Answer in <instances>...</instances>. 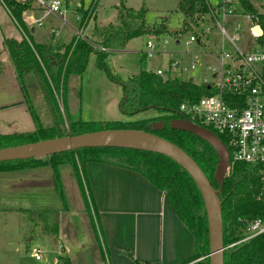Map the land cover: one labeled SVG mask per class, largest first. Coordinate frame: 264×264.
I'll use <instances>...</instances> for the list:
<instances>
[{"label":"trees","instance_id":"16d2710c","mask_svg":"<svg viewBox=\"0 0 264 264\" xmlns=\"http://www.w3.org/2000/svg\"><path fill=\"white\" fill-rule=\"evenodd\" d=\"M256 1L264 6V0ZM2 2L18 29L23 33L20 40L5 38L3 46L25 95L35 130L0 133V148L103 129H138L153 132L183 149L199 165L210 184L219 190L223 245L226 247L223 252V264H264V232L248 241L228 247L241 238L248 221L257 218L264 220V188L257 167L244 162H234L221 181L215 172L218 161L215 150L197 134L169 126L171 119L179 118L177 113L179 105L182 102L196 101L207 94L209 92L207 85L195 81L192 77L184 78L180 74H167L163 78L143 67L137 73L122 78L110 70L107 50H95L87 39L76 35L68 43L62 44L63 51H59L60 49L54 51L45 43L35 41L23 20V13L31 6L32 0H2ZM238 2L241 8L255 11L252 0H238ZM211 7L209 0H178L176 11L182 18L178 34L190 30L191 25L201 22L203 16L210 13ZM145 15L146 9L143 6L133 9L125 5V0H119L114 22L94 25L91 34L103 48L118 50L124 48L131 38L146 34L158 36L169 32L170 21L166 16L149 23ZM89 18V10L81 9L79 26H84ZM207 37L205 40L211 39L212 35ZM91 52L95 55L96 67L104 71L111 82L120 85L122 95L118 105L122 113L134 115L152 109L156 111V114L134 120H67L64 133H61L56 125L41 126L24 89V75L33 72L49 92L51 89L59 88L66 92L70 76L82 75ZM141 64H144L143 59ZM1 66L0 61V70ZM45 96L48 100L51 99L47 91ZM159 120L164 122V126L153 131L151 124ZM215 134L224 144H227L222 135ZM61 159L72 164L73 172L81 185L79 174H82L88 195L91 194L84 168L87 162H100L141 174L165 193L175 215L192 234V254L175 264H209L208 230L203 201L192 178L175 161L160 153L132 148L84 147L43 157L1 161L0 171L48 165L52 171L54 186L64 200L61 175L58 171ZM37 214L43 215L42 219L48 220L49 213L46 211L43 210ZM48 230L55 234L57 223L52 221ZM126 254L131 257L128 252ZM60 260L63 264H70L67 258L60 257ZM133 263L161 264L139 262L134 258Z\"/></svg>","mask_w":264,"mask_h":264},{"label":"rangeland","instance_id":"374dc122","mask_svg":"<svg viewBox=\"0 0 264 264\" xmlns=\"http://www.w3.org/2000/svg\"><path fill=\"white\" fill-rule=\"evenodd\" d=\"M252 1L257 9L261 8L260 3L256 0ZM118 2L119 0H61L64 21L49 14L40 24H37V27L51 29L53 33L56 31V38H62L72 33L73 30H77L76 14L81 12V9L89 10V16L93 15L88 19L83 30L79 29V32L77 30L78 37L87 39L93 49L103 51V47L98 44L97 39L92 36L90 31L94 25L114 22ZM209 2L211 5H215L218 0H209ZM125 5L133 9L143 6L146 9V21L149 23L166 16L170 21L169 32L154 37L158 38L156 49L159 54L153 55L151 58H147L143 51L147 50L146 41L153 35L146 34L131 38L122 49L104 48L109 52L108 64L113 73L126 78L137 73L141 67L153 69L157 66H166L169 60L175 59L181 60L183 66L188 69L185 74H180V76L192 77L197 82L210 81L212 73L207 66L217 65V60L215 57L203 53L219 51L221 38L216 34V27L211 39L205 41L201 39L202 45L197 42L187 43L189 33L198 34L205 25L213 27L210 20L205 17L197 25H191L190 30L178 34L182 20L176 11L178 0H125ZM217 18L219 21L222 20L219 15ZM237 21L241 24L242 29L238 32L240 39L236 44L242 51H246L248 50L246 43L251 42L249 26H246L244 18H239ZM234 22L231 25L224 22L228 32H231ZM162 44L164 45L162 46ZM224 48L230 49V46L225 42ZM93 54L89 55L82 75L70 76L66 92L65 90L61 91L60 88L58 90L51 89L49 92L33 72L24 75V89L41 126L56 125L59 131L64 133L67 120H134L156 114V111L152 109L134 115L122 113L118 105L122 95L120 85L111 82L105 72L96 67ZM141 59L144 64H141ZM192 61L195 62V69L189 70L188 67ZM175 74L173 72L172 75ZM11 83H14L17 90L18 80L15 82L12 78L11 81L7 80L1 88L8 90V100H16L15 97L20 98V94L13 92ZM18 87L21 91L23 105L30 115L25 95L21 87ZM46 91L50 95V100L45 96ZM16 109L18 107L14 106L10 111ZM8 118L10 120L13 117L8 116ZM19 118H23V116ZM60 162L58 171L61 175L64 200L54 185L53 188L36 189L33 190V193L26 191L23 193L24 195H15L16 189L3 187L0 180V264H63L60 257L65 258L66 253H68L72 264H132L129 261L128 263H115L116 261L112 260L111 255L107 257L108 254L106 255L103 250V234L100 232L98 214L91 207L93 205L91 195H88L85 184H83V176L79 174L81 185L73 172L72 164L63 159ZM48 168L51 170L48 165L43 170L49 171ZM79 173H81L80 170ZM81 202L86 207V213L75 212L76 207L85 208L82 207ZM65 207L71 211H64ZM43 210L49 213L48 220L42 219L43 215L37 214ZM72 210L74 211L72 212ZM59 220H62V226L65 225V229L72 233V238L68 242L58 241L55 234L48 230L52 221L57 223ZM61 242L66 250L59 249V246H62ZM35 250L42 254L40 260L34 258ZM125 256L127 259L129 258L127 255ZM54 258L56 262H54Z\"/></svg>","mask_w":264,"mask_h":264},{"label":"crops","instance_id":"0c3cea01","mask_svg":"<svg viewBox=\"0 0 264 264\" xmlns=\"http://www.w3.org/2000/svg\"><path fill=\"white\" fill-rule=\"evenodd\" d=\"M52 15L56 19H60L57 15ZM76 15L79 32V29L83 30L86 24L79 26V13ZM22 17L29 27L33 39L45 43L54 51L59 49L62 51V44L68 43L75 35L78 37L77 30L73 29L69 35L56 38V31L53 33L51 29L38 28L37 24H40L42 20L39 23H32L31 18H41L42 12L34 2L24 11ZM22 36L23 33L18 29L0 0V61L2 62L0 70V133L35 130V124L23 105L19 85L16 90L14 83H11L13 92L20 94V98L15 97L16 100H8V90L1 88L7 80L11 81V78L13 81H17L15 69L6 55L3 41L5 38L20 40ZM14 106L18 109L10 111ZM8 116L13 118L9 120ZM20 116L23 118H19ZM42 166L44 167L0 171L1 185L8 189H16L15 195H24L23 193L26 191L33 193V190L36 189L53 188L51 170L49 168V171L43 170L47 165ZM84 168L93 203L91 207L98 214L99 228L103 234V250L106 255L108 254L107 257L111 255L112 260L116 261L115 263H128L129 261L133 264L134 258L139 262L175 264L192 254V234L175 215L164 192L152 185L141 174L126 168L95 161L87 162ZM81 201L83 202V199ZM82 202V207H85ZM75 209V212L86 213V207H76ZM63 210L71 211L69 208ZM55 238L62 242H68L72 238L70 230H66L65 225L62 226V220L57 222ZM62 242L61 249L66 250ZM68 247L67 249H69ZM124 254L131 259H127ZM65 258L72 264L68 253Z\"/></svg>","mask_w":264,"mask_h":264},{"label":"built area","instance_id":"2783aa9c","mask_svg":"<svg viewBox=\"0 0 264 264\" xmlns=\"http://www.w3.org/2000/svg\"><path fill=\"white\" fill-rule=\"evenodd\" d=\"M32 1L42 12L41 18H31L32 23H39L49 14H55L63 20L61 0ZM217 15L221 16V21ZM205 17L213 27L203 26L198 36L189 33L187 43L197 42L202 45L205 36H213L216 27V34L221 38L219 51H206L203 54L215 57L217 65L207 66L212 73L210 81H200L207 85L209 92L196 101L182 102L177 113L179 118L188 119L222 135L230 154L227 171L234 162L256 166L264 188V6L260 9L255 7V11H247L240 7L238 0H218L212 5L210 13L203 16ZM239 18H244L246 26H249L251 42L246 43V51H242L236 44L240 39L238 32L242 29L237 21ZM233 21L232 30L228 32L224 22L231 25ZM154 37L156 36L153 35L146 41L147 50L143 53L147 58L159 54L156 49L158 38ZM225 42L230 49L224 48ZM188 68L195 69V62L192 61ZM147 70L163 78L173 72L183 75L188 71L181 60L175 59L169 60L166 66ZM263 232V219L248 221L241 238L228 247L248 241ZM41 257L42 254L35 250L34 258L40 260Z\"/></svg>","mask_w":264,"mask_h":264},{"label":"water","instance_id":"95a60500","mask_svg":"<svg viewBox=\"0 0 264 264\" xmlns=\"http://www.w3.org/2000/svg\"><path fill=\"white\" fill-rule=\"evenodd\" d=\"M164 126L159 120L151 124L153 131ZM173 129L193 132L204 139L216 152V176L223 180L229 165L227 146L209 129L188 119L174 118L169 121ZM84 147H121L160 153L175 161L194 181L203 201L209 244V264H223V225L219 190L215 189L199 165L173 142L138 129H103L75 135L58 136L35 142L0 148V162L33 157H43Z\"/></svg>","mask_w":264,"mask_h":264}]
</instances>
